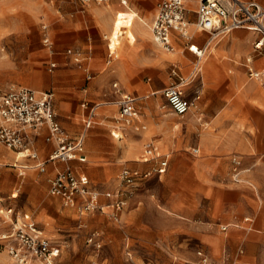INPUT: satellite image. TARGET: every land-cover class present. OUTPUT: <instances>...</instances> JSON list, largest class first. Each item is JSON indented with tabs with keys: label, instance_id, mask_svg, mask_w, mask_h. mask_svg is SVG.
Here are the masks:
<instances>
[{
	"label": "rangeland",
	"instance_id": "obj_1",
	"mask_svg": "<svg viewBox=\"0 0 264 264\" xmlns=\"http://www.w3.org/2000/svg\"><path fill=\"white\" fill-rule=\"evenodd\" d=\"M57 1L0 0V95L11 86L26 87L37 91L53 93L56 113L89 112L81 107L83 101L89 102V107L98 106L96 109L98 116L101 115V112H109L105 118H102L105 120L104 122L99 121L97 117L94 118L92 126L87 131L84 145L86 162L83 164L79 162L71 163V166L81 174L83 179L95 185L100 184V186H105L108 182L116 180L115 178L123 167L145 172L139 166V160L140 158L142 160V157H139L138 160L129 159L123 162L107 158V154H110L109 152L114 151V153H119L132 139L138 138L130 129L126 130L125 136L120 141H115L111 136V130H114V127L118 125L115 120L118 116L117 97L113 94L112 87L115 82H120L128 91L141 96L150 94L152 91H158L155 96H151L144 106L142 105L141 107V112L145 116L143 121L147 125V132L145 134L148 139L158 138L161 132L172 130L173 135L177 138L189 137L190 144L188 148L190 149L195 145L198 146L202 131L215 134V129L211 126L212 116L219 112H229L228 110L230 109V112L234 113L230 117L225 118V124L227 123L231 126V130L225 132L226 136L231 139L237 138L238 135L244 137L255 152V154L251 155L252 158L264 156L263 106H261V110H257L256 112L257 129L249 127V114L252 110L248 105V93L246 90L248 85L255 81L250 79L247 66L245 80L234 90L230 80L233 75L231 69H226L224 72L225 76H222V73H220L219 75H215L214 78L208 79L204 71V63L210 58V50L207 52L205 57L199 61V65L203 66V86L201 99L196 108V113L202 115V121L198 124L202 131H197L191 135L186 134V127L187 123L190 122V118L186 117L184 120H181L173 115L161 93V90L170 83H179L177 78L172 75L173 67H177L179 73L187 77L184 80L185 85L191 81L192 75L190 76V72L192 64L190 63L187 72L184 71L185 66H180L182 63L188 61L183 46L175 45V52L173 53L177 54V58L171 62L169 67L167 66L163 69L159 78L151 79V81H148L150 75L147 71L144 75L142 71H136L133 66L131 68L127 67L126 70L124 68H116L125 55L126 45H132L136 40L134 28L138 26L145 27L150 32L149 27L157 12V7L152 14L151 6L142 0H128L127 6H123L121 0H117L118 7L117 10H114V13L112 12V19L113 17L114 19L108 33L95 34L82 20V28L80 29L82 33L76 41L77 46H70L59 51L60 35L56 20L58 14ZM74 1L79 4L83 3L80 0ZM113 4V0H107L104 6L99 7L109 12ZM81 9L79 7L78 10L74 11L76 19L80 16L82 17ZM48 11L53 17L49 18L47 16ZM72 11L70 10L67 14L70 16ZM133 11L137 16L133 17L132 28L125 31L121 26H124V23L122 24L120 19L116 20L115 14L119 13L120 18L122 16H131ZM140 19L145 20L148 23V27L141 23ZM187 21L192 39H199L202 33L194 26L195 20L189 21L187 19ZM42 25L48 26L47 33L53 44L52 50L43 43L44 31ZM220 39L218 40L220 41ZM72 42L73 40H71L70 44H73ZM183 42L186 44L185 40ZM217 42L212 41L211 49H213ZM200 43H204V41ZM89 48L92 51L91 57L84 58L81 66L72 63L70 59L64 56V53L68 56L67 50L69 49L85 54L84 50ZM161 51L164 52L163 50ZM109 53L112 55L111 57ZM96 62H98L97 67L92 66V63ZM52 63H55V66H52ZM68 70H75V72ZM125 72H132L131 78H119L120 73L124 74ZM25 73L30 74L31 80L29 82L18 80L17 76ZM100 76H103V79L95 83V79H98ZM88 77L90 79L92 77V79L89 80ZM153 81L155 85H153ZM143 86L146 88L144 91L141 89ZM196 86H198V82L194 81L190 86H183L181 89L185 91L184 88H187V93L193 96ZM259 86L262 88L260 84ZM237 96L241 97L240 103L235 101ZM154 101H157V104L155 108H152ZM62 104L67 106L66 110L62 109ZM136 111L139 112V110ZM147 117L151 121H148ZM78 119L80 127L77 131L83 128L82 119H84V116L82 113ZM168 121H171L169 125L166 123ZM151 122L162 125L163 131L160 133L154 131ZM100 124H103L102 126L105 127L104 131L106 132H100ZM177 124L179 126L174 129ZM110 142L117 144L118 151L117 148L113 150ZM0 149L1 153L7 152L11 156V159H0V200L8 203V197L12 193L16 194L17 198L12 202L16 206L15 214L17 217H19V213L29 214L32 220L28 223L39 227L50 243L59 248L60 253L56 258V264H154L149 259L150 253L145 250L146 246L138 242V226L143 222L150 227H152L153 223L169 222L170 218H167L166 215L192 224L200 223L198 220L191 222L178 216H172L166 212L160 198L162 195H168V190L164 189L163 185L165 176L162 178V181L152 176L142 179L139 181V187L136 189H131L124 185L120 186L122 190H128V193H124L125 206L122 214H120V223L115 224L107 215L97 211L80 214L76 209L65 207L60 198L54 197L49 193V180L55 175L46 178V180L38 179L40 171L34 167V164L27 165L22 163L23 158H19L18 161L17 159L15 160L16 156L21 157L22 154L16 151L13 152L1 145ZM40 149L38 147L40 158H47L50 152L41 156ZM165 153L170 152L167 151ZM236 154L242 158L243 163L245 160L247 165H245V168H249L250 166L248 165L252 162L249 161V154L241 151L233 153V155ZM98 157L99 159H96ZM49 165L51 164H48V168ZM62 166L61 169L64 168L63 164ZM115 166H118L117 169L108 175L107 179L101 178L104 168H115ZM12 169H16V175L12 176L9 174V172H13ZM19 173H21L20 176H18ZM248 175L249 172L243 173L241 181L236 182L232 179V169H230L226 181L233 184H243L249 188H253L252 185H255L262 192V188L251 181ZM195 184L192 179H189L185 182V185L182 182L178 183L175 190L179 191L180 195H183L185 191H191ZM118 185L119 182L116 180L115 187L113 188L118 187ZM97 188L101 191H106L103 188ZM258 199L264 200L261 194ZM101 200H105V198L100 197L99 201L101 202ZM202 204L206 205L205 200H203ZM165 213L166 215H164ZM245 217H249L250 221L241 223L238 219L236 221L235 216H233L232 221L229 222L242 225L244 236L248 234L256 235V241H254L253 249H250L249 254L254 256L253 260L241 259V256L248 255V248L243 242L238 245H228L226 242L224 245H221L216 254L211 253L209 248L200 242H196L187 246V249L192 252L189 259L184 261L179 259V250L177 249L176 259L173 258L170 261L171 257L167 251L161 250L166 254V258L163 261L155 262V264H264V229L255 228L253 216H243V218ZM227 223L215 220L212 222V227L215 229V232L224 233L223 235L228 232V239L231 240L234 237L232 234H229L231 229L227 231L222 229ZM6 229H8L7 224L0 213V235L5 234ZM91 234H96L99 241H101L99 242V246H93L88 243V240L86 241ZM126 234L131 235L132 238L134 251L132 259L124 253L122 239ZM8 245V240L0 238V264H18L9 253ZM176 247L178 248V245ZM199 252H202L203 256H200ZM25 264L40 263L33 260Z\"/></svg>",
	"mask_w": 264,
	"mask_h": 264
},
{
	"label": "crops",
	"instance_id": "obj_2",
	"mask_svg": "<svg viewBox=\"0 0 264 264\" xmlns=\"http://www.w3.org/2000/svg\"><path fill=\"white\" fill-rule=\"evenodd\" d=\"M114 4L112 9L107 12L106 10L100 8L99 6H104L105 4H98L96 2H89V3H82L79 4L74 0H58V14L56 16L57 26L59 31V51H62L64 48H69L77 46L76 41L82 31V20L83 23L90 27L92 32L95 34L106 32L108 33L111 29L113 19H112V12L117 10L118 3L117 0H113ZM144 3L151 6V13H154V10L158 6V3L161 0H142ZM186 5V18L189 21H193L196 19V10L198 6L197 0H184ZM255 1L264 6V0H250ZM128 0H126V4L122 3L123 6H127ZM81 9L82 17H78L76 19L75 10L78 8ZM72 8V9H71ZM60 9V10H59ZM70 10H73L71 13V17L67 14ZM122 12H130V11H122ZM134 13V11L132 12ZM117 14V13H116ZM116 20L120 19V22L127 23L132 26L133 24V17L136 16H122L119 18V13L116 15ZM47 16L49 18L53 17L52 14L48 11ZM123 26V25H121ZM192 26V25H191ZM123 28V27H122ZM132 27L123 28L125 31L130 30ZM150 29V27H149ZM201 32V36L199 39H192L186 40L180 36L178 32L171 33V44L173 46L172 51H165L160 48L156 42L154 41L151 32L147 28H142L140 26L134 28V33L136 40L132 45H126V52L123 56L121 63L119 64V68H124L126 70L127 67L131 68L134 67L136 71H142L145 75L146 71L150 75L148 81L151 79H157L161 76L162 71L165 67H169L171 62L177 58V54L175 52V45L183 46V49L186 51V56L188 61L182 63L180 66H185L184 71L187 72L190 67V63L192 64V70L190 72L192 84L194 81L198 82V86H196L194 95L191 96L187 90L184 88L185 96L193 102V105L188 113L184 116L180 117L175 115L172 110V114L175 115L177 118L184 120L186 117L190 118V122L187 123L186 127V134H192L195 132H201L202 129L198 126L201 123L202 118L200 113H196L197 106L199 104V100L201 99L202 95V86H203V66L201 67V71L198 75L195 73V65L197 62V56L194 52L189 49L190 45H194L199 49L203 50V57L207 54L210 50L209 56L210 58L205 61L204 63V71L206 76L209 78H214L215 75H219L222 73V76H225L224 72L226 69H231L233 73L232 78L230 79L233 85V88L239 87L240 84L245 80V72L247 67H251L256 71H264V46L260 51H256L254 49V44L258 40V33L253 32L247 29H235L229 34L225 36H220L217 38H211V35L208 32ZM221 38V39H220ZM222 40V42H220ZM71 40H73V44H70ZM183 40L186 41L184 44ZM204 43H200L203 42ZM212 41H218L217 44L211 49ZM188 49V50H187ZM163 50L164 52H162ZM86 53H81V58L84 61L88 56L91 57V49L84 50ZM168 53V54H167ZM135 54V55H134ZM111 54L109 53V56ZM64 56L72 61V59L68 56ZM112 56V55H111ZM62 59V58H59ZM250 59V61H249ZM73 63V62H72ZM185 64V65H183ZM98 62L92 63V66L97 67ZM247 66V67H246ZM122 70V69H120ZM65 71V70H64ZM70 72H75V70H68ZM122 72V71H121ZM132 73V72H131ZM130 72H125L124 74L120 73L119 78L129 79L131 78ZM179 73L177 67H173L172 75L177 78L178 84L181 81H184L187 77L181 75ZM163 76V75H162ZM18 80L23 82H29L31 80L30 74H20L17 76ZM165 79V77L163 76ZM89 80L91 79L88 77ZM103 79V76H100L98 79H95V83L100 82ZM88 80V81H89ZM255 82H251L246 92L248 93V105L252 112L249 114V127H253L257 129V117L256 112L257 110H261V106L264 107V87L260 80L251 79ZM122 90L128 94L136 96L138 98L137 101V112L136 118L130 126H125L123 129L119 130V136H114L113 133H117L115 129L118 126L114 127V130H111V136L115 141H120L125 136L126 130L130 129L133 133L138 136V138L132 139L125 147H123L119 153H114V151L109 152L107 154V158L115 159L120 162L125 160H138L140 158V165L141 168L145 171L148 169H152L157 166V162H143V150L147 143H154L157 148L158 152L162 155L168 156V166L164 174L157 175L153 174L152 177H156L159 181H162V178L165 176L164 181V189L168 190V195H162L160 198L162 200V204L166 209L168 214L170 213L172 216H178L184 218L188 221H195L198 220L200 223L192 224L188 223L183 220H178L177 218H171L170 216L166 217L170 218L169 222H158L153 223L152 227L148 226L144 222L138 226V242L141 245L146 246L145 250L150 253L149 259L155 264V262L163 261L166 258V254L161 250L167 251L170 255V261L176 257L177 249L179 250L178 256L181 260H187L191 257L192 252L187 249V246H190L192 243L200 242L202 245L209 248L210 252L216 254L220 249L221 245H224L226 242L228 245H238L242 242L248 248V255L241 256V259L245 260H253L254 256L249 255L250 249H253V244L256 241V235L248 234L244 236L242 229L244 230L242 225L237 223L229 222L232 221V217L235 216V220H239L241 223H245L243 220V216H253L254 223L253 225L255 228H263L264 229V200L258 199L260 194L261 197L264 198V156L261 158H252L251 155L255 154L253 147L246 142L244 137L238 135L237 138L231 139L230 137L226 136L227 131L231 130V126L229 124H225V118L230 117L234 112H219L212 116L211 122L212 127L215 129V134H209L205 131H202L200 134V139L198 142V146L188 148L189 137L188 138H177L173 135V131L169 130V132H161L162 125L151 122L154 131L161 132L164 134H160L158 138H147L145 134L147 132V125L144 123L145 116L144 113L141 112L142 105L146 103L151 96H155L158 91H152L150 94L147 95H139L134 92L128 91L120 82ZM155 85L154 81L152 82ZM188 83L184 85V87H188L191 84ZM262 86V88L259 86ZM177 85V83L173 82L170 83L168 86ZM166 86V87H168ZM165 87V88H166ZM161 90V93L165 89ZM143 91L146 89L144 86L141 88ZM196 92H199V98H195ZM114 94V90H113ZM116 96V95H115ZM117 97V96H116ZM162 97L165 99L162 93ZM166 101V99H165ZM237 103L241 102V97L237 96L235 99ZM86 102L83 101L82 104ZM157 102V101H156ZM155 101L153 102L152 108L156 107ZM89 103V102H88ZM81 104V107L85 109ZM167 104V101H166ZM62 109H67V106L64 104L61 105ZM170 108V107H169ZM102 110V109H101ZM100 110V111H101ZM59 113V115H58ZM57 117L60 121L61 125L72 135H77L82 132L84 128V119L83 121V128L79 131L78 128L80 127L79 116L82 115L86 116L88 112H58ZM107 113L109 112H101V115H96L97 119L101 122H104L102 118H105ZM144 116V118H143ZM95 117V118H96ZM103 120V121H102ZM116 120V118H115ZM148 121H151L150 118L147 117ZM198 123H197V122ZM171 121L166 122L168 125ZM227 122V121H226ZM197 123V124H196ZM222 123V124H221ZM99 130L100 132L104 131L103 124H100ZM179 125H175V128ZM183 126V125H182ZM170 129V128H169ZM173 129V128H171ZM47 133L46 129H43L40 138L37 143V149L41 146V156H44L48 152H52L54 150V145L50 143H46L44 141V136ZM111 147L113 150L117 148V144L110 142ZM1 146L7 148L6 146L0 144ZM122 147V145H121ZM198 148V152L194 153L192 149ZM11 150V149H9ZM142 150V154H141ZM13 151V150H12ZM118 151V148H117ZM169 151L170 153H165ZM243 152L249 154L250 158L248 166L249 168H245V160L243 163L242 158L236 154L241 160V169L244 173L249 172V178L251 181L257 184L262 188L261 190L257 189L255 185H252L253 188H249L243 184H233L228 183L226 181L230 169L233 168L232 164V156L233 153L236 152ZM14 152V151H13ZM234 156V155H233ZM11 159L9 153H1L0 149V159ZM22 159V163L24 164H33L34 162L29 160L28 158L24 157H15V160ZM96 159H99L96 158ZM77 162V161H75ZM80 163V162H79ZM21 164V163H20ZM83 164V163H82ZM52 165V166H51ZM47 167L45 172H40L38 175V179L46 180V178L54 176L56 172L61 169L62 163H53ZM51 166V167H50ZM247 166V165H246ZM118 166L115 168H104V172L102 174L103 179H107L110 175L117 169ZM129 167H123L122 170ZM134 169V168H131ZM13 172H9L10 175H16V169H12ZM21 173L18 174L20 176ZM118 174V175H119ZM0 175H1V167H0ZM118 177V176H117ZM117 177L115 178L117 180ZM193 180L196 184L191 189V191H185L183 195H180L179 191L175 190V187L178 183L185 185L187 180ZM116 180H112L108 182L105 186H100V184L93 185L100 187L103 190H111L114 189ZM55 197V196H54ZM16 194L12 193L8 197V203L3 202L0 200V213H4L5 210L9 207H12L15 211L16 206L13 205V200H15ZM1 199V198H0ZM203 200H205L206 205L204 206ZM107 203L108 200H101V203ZM204 206V207H203ZM72 209V208H69ZM3 211V212H2ZM122 214V213H121ZM15 216H17L15 214ZM19 223H28L31 222L32 218L29 217V214L19 213V217L17 218ZM215 220H220L222 222H228L223 227H227L231 229L229 234H232L234 237L231 240L228 239V232L225 235L220 234L219 232H215V229L212 227V222ZM117 224L116 222H114ZM7 228L5 231L11 230V224L8 222ZM123 226V225H122ZM39 228V227H37ZM40 229V228H39ZM41 230V229H40ZM42 231V230H41ZM225 231V230H224ZM43 232V231H42ZM44 234V233H43ZM228 240V241H227ZM87 241V239H86ZM99 239L96 237L95 245L99 246ZM123 248L124 253L132 259L133 257V244L131 235H124L123 239ZM178 245V248L176 247ZM176 259V258H175ZM57 260V259H56ZM100 264V263H99Z\"/></svg>",
	"mask_w": 264,
	"mask_h": 264
},
{
	"label": "built area",
	"instance_id": "obj_3",
	"mask_svg": "<svg viewBox=\"0 0 264 264\" xmlns=\"http://www.w3.org/2000/svg\"><path fill=\"white\" fill-rule=\"evenodd\" d=\"M46 1V0H42ZM83 3L96 2L105 4L107 0H80ZM196 19L194 26L198 31L208 32L211 38L225 36L235 29H250L258 33V40L254 49L260 51L264 46V6L255 1L244 0H197ZM125 4L126 0H122ZM186 5L184 0H161L157 12L150 26V32L156 44L165 51H172L171 33L178 32L181 37L191 40L186 18ZM44 36L43 43L52 50V41L47 33L48 26L42 25ZM189 49L197 56L195 73L201 71L199 61L204 53L202 49L190 45ZM67 55L72 62L81 66L83 60L77 50H67ZM250 61V59H249ZM55 66V63L51 64ZM250 79L260 80L264 87V71H256L248 67ZM184 81L171 85L163 90L167 105L177 116L188 113L193 102L188 99L184 91ZM117 96L118 124L113 133L119 136V130L130 126L136 118L138 98L124 92L117 82L112 85ZM195 98H199L196 92ZM82 106L89 112L84 118V128L77 135L70 134L57 118L54 94L51 92L37 91L26 87L11 86L0 95V144L19 152L24 157L33 161L34 167L40 172H45L48 164L62 163L64 168L58 171L49 180V193L60 198L67 208L76 209L80 214L101 212L116 223H120V214L125 206V194L121 185L136 189L139 181L151 177L154 173L162 175L168 166V156L158 152L154 143H147L143 149V162H157V166L149 171L142 172L138 169L125 168L117 177L118 187L112 190L101 191L71 166L72 162H86L84 154L85 138L88 129L96 117L98 106L89 107L88 102ZM43 129L47 130L44 141L54 145V150L45 159L40 158L37 143ZM194 153L198 148L192 149ZM232 179L240 182L244 171L238 156H232ZM100 197L108 200L101 203ZM3 212V211H2ZM5 223L11 224V230L0 235L1 239L9 241V253L18 264H25L33 260L40 264H56L60 250L53 246L49 239L32 223L18 221L15 211L9 207L2 213ZM244 222L250 218L245 217ZM226 230L227 227H223ZM96 234L88 236L89 244L95 245ZM203 256L202 252L198 253Z\"/></svg>",
	"mask_w": 264,
	"mask_h": 264
},
{
	"label": "bare ground",
	"instance_id": "obj_4",
	"mask_svg": "<svg viewBox=\"0 0 264 264\" xmlns=\"http://www.w3.org/2000/svg\"><path fill=\"white\" fill-rule=\"evenodd\" d=\"M125 4H126V3H125ZM131 16L133 17V16H137V15H136L135 13H133ZM140 22L143 23L145 26L148 27V23H147L145 20L140 19ZM122 27H123V28H128V27H131V25H129V24H127V23H124V26H122ZM110 57H111V55H110Z\"/></svg>",
	"mask_w": 264,
	"mask_h": 264
}]
</instances>
